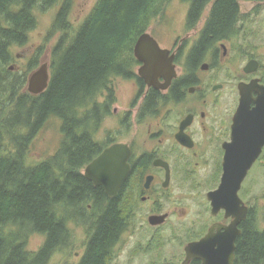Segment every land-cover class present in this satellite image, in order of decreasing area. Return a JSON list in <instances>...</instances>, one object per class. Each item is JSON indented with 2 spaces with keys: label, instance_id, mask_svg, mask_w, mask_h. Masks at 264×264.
<instances>
[{
  "label": "flooded vegetation",
  "instance_id": "af4514ba",
  "mask_svg": "<svg viewBox=\"0 0 264 264\" xmlns=\"http://www.w3.org/2000/svg\"><path fill=\"white\" fill-rule=\"evenodd\" d=\"M181 2L186 6L180 24L181 34L167 37L170 30L164 29L162 24L158 34L165 35L163 39L168 41L163 45L162 37L145 32L161 50L167 51L165 58L172 68L171 72L165 71L163 77L158 78V87H149L139 77L141 64L136 61L135 68L138 69L131 79L137 86L134 104L132 100L133 137L125 143L131 151L127 161L130 172L114 198H109L102 187H95L88 181L84 176L85 169L105 149L124 143L109 139L102 146L96 140L102 110L92 111V124L99 125L86 129L87 135L82 138L90 145L91 157L76 173L84 184L83 188L75 186L79 197L93 199L91 203L98 197L108 204L114 203L116 210L120 208L124 213L126 222L117 242L107 247L101 264L115 263L121 237L128 231L133 238L138 231L145 232L147 246L161 247L180 241L184 245L182 264L189 244L201 241L212 230L214 236L223 239L224 228L233 221L225 217L223 210L212 215L207 199L208 194L220 186L225 159L239 164L243 150L257 149V143H261L260 154L247 171L238 196L251 170H257V174L264 177V0H238V14L222 30L213 29L212 12L217 0ZM193 6H197V11L201 6L203 9L198 18L191 19L189 12ZM38 50L29 48L21 58L30 62L37 58ZM13 58L19 59L20 55ZM46 64L49 72L50 63ZM13 69V66L9 68L10 71ZM138 102L140 105L135 112L133 109ZM152 120L155 125L150 122ZM27 132L25 130V134ZM201 183H207L211 188L205 194L208 206L203 208V213L208 214L206 221L189 219L188 212L180 213L176 208H170L171 200L177 197L176 192L201 196L206 190L199 188ZM91 203L86 206L88 211ZM101 211L105 213L109 209L104 207ZM172 218L179 221L177 227L170 226ZM79 220L82 225L69 222L72 231L69 226L67 228L72 244L77 241H74L77 234L82 237L78 239L81 252L74 253L76 261L72 264L83 263L89 241L97 232L88 221ZM246 220L238 225L240 235ZM136 241V244L140 243V239ZM187 264H202V260L191 259Z\"/></svg>",
  "mask_w": 264,
  "mask_h": 264
},
{
  "label": "trees",
  "instance_id": "16d2710c",
  "mask_svg": "<svg viewBox=\"0 0 264 264\" xmlns=\"http://www.w3.org/2000/svg\"><path fill=\"white\" fill-rule=\"evenodd\" d=\"M60 0H0V264H46L60 249L72 244L69 222L96 227L82 264H101L106 249L124 230V213L104 198L79 197L83 188L77 171L89 162V146L82 138L92 124V111L102 117L116 102L112 80L133 78L138 65L133 48L151 21L163 13L170 0H97L74 36L67 37L72 0H61L49 38L63 36L51 54L48 89L38 96L26 89V77L13 74L8 66L11 48L23 47L37 27L35 11H49ZM238 0H217L212 16L214 30L227 27L238 14ZM191 7L198 18L203 6ZM35 60L30 61L32 68ZM106 94L103 105L96 97ZM61 122V145L47 161L30 167L25 161L29 138L48 119ZM27 130V134H21ZM5 135L9 148L5 150ZM74 154H73V153ZM102 202L104 204H102ZM91 203L90 211L87 205ZM109 211H101L103 208ZM100 210V211H99ZM264 219V208H263ZM33 234L45 238L37 253L27 250ZM234 264H264V229L257 228L252 210L235 242Z\"/></svg>",
  "mask_w": 264,
  "mask_h": 264
},
{
  "label": "rangeland",
  "instance_id": "374dc122",
  "mask_svg": "<svg viewBox=\"0 0 264 264\" xmlns=\"http://www.w3.org/2000/svg\"><path fill=\"white\" fill-rule=\"evenodd\" d=\"M97 0H72L70 6V13L68 22L70 24V31L67 33V37L74 36L79 28L82 26L84 20L94 8ZM62 1L60 0L55 7L49 11L43 13L39 10L35 11V17L37 19V27L29 34V41L27 45L23 47L14 46L11 48L12 57L20 55L19 59L12 60L9 67L13 66L14 69L11 71L15 75L24 76L26 80L28 76L36 71L39 66L50 63L51 65V54L54 47L57 45L59 40L62 38V33H56L52 38L48 35L51 30V26L54 22L56 14L60 9ZM242 8V5H240ZM186 13V6L181 0H170L163 9V13L157 17L155 20L151 21L146 32L155 33L159 36L162 24H164V29L170 30V33L166 35L167 37L173 36L175 33L181 34V25L184 20ZM163 22V23H162ZM168 23V25H167ZM172 27H171V25ZM181 24V25H180ZM168 26L170 29H168ZM172 30V32H171ZM174 31V32H173ZM162 37L163 45H167L168 41ZM169 39V38H168ZM38 48L39 55L35 59L30 61H36L35 67L32 68L29 64L28 59L21 58L22 55L27 54L29 48ZM37 54V52H36ZM138 68H133V72H137ZM15 70V71H14ZM51 74V71H49ZM115 91L116 102L112 104L109 108L108 114L102 119L101 125L98 131L97 141L99 144L104 146V144L109 140L113 139L120 143H129L133 137V113H132V100L133 104L136 99L137 86L132 83L131 80L126 81L121 78H115L112 80V85ZM26 86L23 88L21 93H24ZM106 99V94L102 93L96 97L95 101L99 105L104 104ZM137 107L133 109L136 112ZM116 111V112H114ZM132 114V115H131ZM131 115V116H130ZM128 116L127 120H125ZM125 120V121H124ZM152 125H155L154 120L150 121ZM61 122L57 119H48L36 132V134L31 137L26 146V151L24 154L26 164L30 167L38 165L52 158L58 151L61 145V132H60ZM135 127V126H134ZM21 134H25L24 130H21ZM27 134V133H26ZM5 144L8 150L9 140L12 138L9 135H5ZM13 150V148H9ZM201 187L206 189L201 196L196 194L190 195L189 193L176 192V198L171 200L169 204L170 208H176L180 213L188 212L189 219H202L206 221L208 214L203 213V208L208 206L205 194L209 189V184L201 183ZM240 199L252 210L255 221L257 222V228L259 230L264 229V219H263V208H264V177L257 174V170L254 169L248 174L247 180L243 184V188L239 194ZM199 212V214H198ZM201 213V214H200ZM179 216V215H178ZM177 216V217H178ZM172 218L170 221V226H176L179 221ZM69 226V225H68ZM169 226V228H170ZM70 227V226H69ZM68 227V228H69ZM72 231V227H70ZM145 232L138 231L135 237L131 236V231L126 232L119 242V249L115 254L114 264H180L183 259V248L184 245L178 241H172L167 245L161 247L147 246ZM81 235H76L77 240L74 244L68 245L65 249H60L55 252L46 264H72L76 261L74 257L75 252H81L79 248ZM140 239V243L136 244V240ZM45 238L38 234H33L27 239V250L31 253H37L43 246ZM151 247L152 250H151ZM132 248H133V261L132 259ZM150 248V249H149ZM149 249V250H148Z\"/></svg>",
  "mask_w": 264,
  "mask_h": 264
},
{
  "label": "water",
  "instance_id": "95a60500",
  "mask_svg": "<svg viewBox=\"0 0 264 264\" xmlns=\"http://www.w3.org/2000/svg\"><path fill=\"white\" fill-rule=\"evenodd\" d=\"M166 53L167 51L161 50L148 33H143L137 39L133 54L136 61L141 64L138 75L147 86L158 87V78L163 77L165 71L171 72V63L166 61ZM50 78L47 64L41 65L28 80V93L39 95L45 92ZM257 145V149L242 151L239 164L226 158L220 186L216 191L208 194L212 215L223 210L225 217L233 220L224 228L223 239L214 236L212 230L201 241L189 244L185 248L186 258L182 264H187L195 258L201 259L202 264H233L235 241L240 235L238 225L247 218L248 214V208L239 198L238 192L247 171L260 154L262 145L261 143ZM130 154L131 151L126 144L112 145L86 167L85 178L95 187H102L109 198H114L129 175L130 167L127 161ZM150 221L154 223L152 219Z\"/></svg>",
  "mask_w": 264,
  "mask_h": 264
},
{
  "label": "bare ground",
  "instance_id": "6f19581e",
  "mask_svg": "<svg viewBox=\"0 0 264 264\" xmlns=\"http://www.w3.org/2000/svg\"><path fill=\"white\" fill-rule=\"evenodd\" d=\"M133 56H134V54H133ZM135 58V57H134ZM40 67V66H39ZM10 68V67H9ZM38 69V68H37ZM10 71V70H9ZM33 72H35V71H33ZM32 72V73H33ZM32 73L28 76V79H27V83H26V91L28 92V90H27V88H28V80H29V78H30V76L32 75ZM30 95H32V94H30ZM40 95V94H39ZM33 96H38V95H33ZM85 176V175H84Z\"/></svg>",
  "mask_w": 264,
  "mask_h": 264
}]
</instances>
